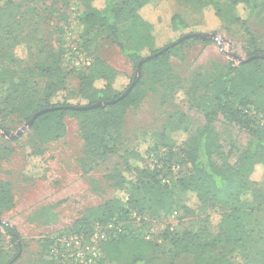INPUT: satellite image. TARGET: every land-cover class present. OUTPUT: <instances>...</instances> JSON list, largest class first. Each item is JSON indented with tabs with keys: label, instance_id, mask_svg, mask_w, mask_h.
<instances>
[{
	"label": "rangeland",
	"instance_id": "obj_1",
	"mask_svg": "<svg viewBox=\"0 0 264 264\" xmlns=\"http://www.w3.org/2000/svg\"><path fill=\"white\" fill-rule=\"evenodd\" d=\"M124 1L116 0V5L121 6ZM210 2L152 0L139 11L144 20L157 23L156 27L154 26V36L158 47L166 44L165 38L171 34L167 27L169 14L182 10L190 13L188 20L183 18V21L189 23L190 27L204 25L199 31L216 36V40L209 45L188 40L174 48L167 57L166 62L171 67L174 82L179 84L178 91L174 93L173 99H170L171 102H163L160 92L151 91L152 82L146 78L145 97L136 109L124 114V142L120 153L105 161L93 163L85 155L84 145L78 133V118L66 117L64 131H59L55 139L46 142L44 134L48 133H35L31 130L32 125L27 127L31 118L25 120L19 117L14 107L5 99V95L0 93V197L3 199L7 196L6 201L0 199V264L10 261L16 252L12 239L2 229L3 225L14 228L22 242V254L14 264H35L39 251L48 241L69 240L74 236L79 237L83 244L86 243L90 248L100 251L101 259L102 243L116 233L113 223L105 227L94 225L88 236L70 235L68 232L88 208L95 207L115 195L126 200V194L111 187V176L116 170L123 171L124 166L120 158L123 150L135 151L132 156H128V162L131 164L149 167L153 165L152 161H157L162 152L166 160L173 162L172 166L179 169L178 176L184 174L186 166L181 153V142L205 126L202 109L197 107L194 98L185 92L199 76L198 80L208 81H197L196 89L201 97L205 91L204 87L209 85V80L224 72L230 64L237 67L240 60L250 57L252 38L257 42L256 48L264 49V14L259 19L250 20L249 31L246 32L235 21L236 15L244 17L245 13L241 8L235 11L226 0H220L217 4L221 16L217 18L214 14L215 7ZM90 3V0H54L40 3L18 2L12 6L5 12L4 20L13 22L15 39L5 43V38H1L0 33V64H3V69L7 62H3L6 58V47L18 60L33 53V59L37 62L48 51L45 47L47 46L57 54L58 64L66 74L65 91L62 94L67 100L81 102L79 77L88 73L87 62H91L95 57L117 72L112 86L115 90H123L130 79L133 81L137 76L136 69L134 70L122 52L101 34L84 35L79 18ZM92 4H100V0H95ZM173 39L167 38V41ZM259 60L255 87L258 114L255 116H258V121L262 119L264 122V57ZM28 62L32 68L33 60L30 57ZM22 68V65L16 64L18 71ZM23 76L35 90L42 92L45 81L40 76L35 72H28ZM139 78L140 74L138 80ZM95 83L97 86L102 85L101 81ZM60 95L55 100H59ZM203 96L212 104V95ZM213 125L220 146L219 154L213 157L214 161L220 164L224 160L235 167L238 156L248 148L251 137L238 126L225 123L221 117H217ZM260 127L263 128L262 125ZM23 128L25 130L18 137L11 139ZM163 130H167L165 147L159 139ZM4 132H7V136ZM170 145L174 146L171 152ZM149 153L152 156L148 157ZM258 162L255 159L254 163ZM164 172L170 184L174 185L175 179L171 173L167 169H164ZM251 180L255 185L251 181L247 182V194L243 197V200L249 203L255 199L251 195L253 188L264 195V172L256 167ZM176 196H179L183 209H175L176 211L158 219L149 217L143 211L139 213L143 216V223H139L140 218H136L139 210L136 208L140 205L141 194L136 193L126 204V208L132 211L130 219L119 222V226H124L129 235L150 238L153 235L154 240L158 242L164 232L191 233L195 246L193 252L174 259L169 243L165 242L157 252L148 253L150 258L156 259L155 264H243L247 260H264L263 208L255 207L254 211L244 215L239 235L244 240L236 247L238 249H235L223 237L226 231L223 214L226 212L225 208L215 205L199 210L193 193L179 195L177 192ZM198 244H208L210 247L202 251L196 247ZM131 248L133 249L132 246ZM131 248L125 245L113 251L120 257V263L127 262ZM100 259L96 264H100ZM59 260L62 261L56 259L58 262ZM63 262L74 264L71 259ZM116 262L111 260L112 264Z\"/></svg>",
	"mask_w": 264,
	"mask_h": 264
},
{
	"label": "trees",
	"instance_id": "obj_2",
	"mask_svg": "<svg viewBox=\"0 0 264 264\" xmlns=\"http://www.w3.org/2000/svg\"><path fill=\"white\" fill-rule=\"evenodd\" d=\"M50 1L54 0H0V33L1 38H5L4 42L9 43L15 39L13 22L4 20L6 11L18 2ZM94 1L90 0L91 3L79 18L84 35L101 34L122 52L134 70L142 59L166 49L156 58L143 63L140 69V78L126 97L118 100L130 86L132 79L123 90H115L112 85L118 75L117 72L100 58L95 57L87 66L88 73L79 77V100L81 102L67 100L62 94L65 91L66 74L58 64L57 54L47 46L45 47L48 51L37 62L33 59V53L28 55L33 60L32 68L28 57L18 60L6 47V58L3 62L5 60L7 62H5L4 69L3 64L2 66L0 64L2 67L0 68V93L5 95V99L14 107L15 113L25 120L32 118L38 111L55 108L39 115L31 127L35 133L47 132L48 134H44L46 142L55 139L59 131H64L66 117L78 118V133L84 145L85 155L91 162L98 163L120 153L121 145L124 142V114L129 110L136 109L145 97L146 78L152 82L151 91L161 93L163 102L173 99L174 93L179 89V84L174 82L170 72L171 67L166 60L174 48L188 40L200 41L205 45L212 44L214 41L190 38L170 47L184 36L208 34L199 31L204 25L190 27L178 14L172 12L167 19V27L171 34L165 38L166 44L158 47L157 39L154 36V26L156 27L157 23L152 21L150 23L139 14V11L152 0H125L121 6L116 5V0H100V4L97 5L92 4ZM209 1L215 7V16L220 17V7L217 4L220 0ZM226 1L235 11L241 8L245 13L244 17L236 15L235 21L246 32L249 31V21L259 19L264 14V0ZM216 33L214 32V34ZM167 38L174 39L167 41ZM251 45L250 57L258 53L264 54V49L256 48L257 42L253 38ZM259 62V59H254L239 64L237 67L230 64L224 72L213 80H209V85L204 87L205 91L201 97L196 85L197 81L200 83L205 81L198 80L199 76L193 80L190 89L185 93L191 95L197 107L202 109L205 126L181 142V146H183L181 153L186 166L183 175L178 176L179 169L172 166L173 162L167 161L162 152L157 161L155 163L152 161L153 165L149 167L131 164L128 162V156H132L135 151L123 150V154L120 156L124 166H122L123 171L116 170L114 172L111 176L113 181L111 187L113 190H119L126 194V200L115 195L95 207L88 208L68 232L70 235L88 236L94 225L105 227L113 223L116 233L102 243L103 256L100 259V264H112L111 260H116L115 264H155L156 259L150 258L148 253L157 252L165 242L169 243L174 259L194 251L195 246L192 241L194 238L191 233L168 234L164 232L158 242L154 240L153 235L151 238L149 236V239L147 236L129 235L124 226H119V222L130 219L132 211L126 208V204L130 198H134L136 193L141 194L140 205L136 208L139 210L136 213V218H140L139 223H143V216L141 217L139 214L143 211L149 217L158 219L176 211L175 209H183L182 202L178 199L179 196H176L177 192L179 195L186 192L193 193L196 196L197 209L199 210L215 205L225 208L226 212L223 214L225 215L226 231L223 237L227 243L238 249L236 247H239V243L244 240L243 237H239L244 215L254 211L255 207L264 209V195L254 188L251 190V195L255 199L250 203L243 200L247 194V182H252L253 171L259 167L264 172V122L261 121L262 119L258 121V116H255L258 110L255 87ZM16 64L22 65V70L18 71ZM28 72H35L45 81L42 92L35 90L29 80L23 76ZM95 81H101L102 85L97 86ZM59 94H61L60 99L55 100ZM205 94L212 95V104L203 98L206 97L203 96ZM99 101H115V103L104 108L97 107L85 111L71 109V107L91 106ZM217 117H221L227 124L238 126L251 137L248 148L238 156L235 167L230 166L224 160L220 164L214 161L213 157L219 154L220 149L213 125ZM262 117H264V111ZM261 125L263 128L260 127ZM166 131L163 130L159 134V139L164 147L167 140ZM169 147L171 152L174 146L170 145ZM150 155L149 153L148 157ZM255 159L259 161L257 164L254 163ZM164 169H167L174 177V185H171L169 178H166ZM252 184L255 185L254 182ZM6 197L5 195L3 199L1 197L0 199L6 201ZM2 229L12 239L16 247L15 255L4 264H14L22 254V242L14 228L3 225ZM53 242V240L48 241L42 246L35 264H65L63 260L58 262L50 255ZM125 245L129 248L132 246L133 249L131 248L132 252H129L127 262L120 263V257H117L113 251ZM196 247L205 251L210 246L198 244ZM194 264L204 263L195 262ZM243 264H264V260L259 262L247 260Z\"/></svg>",
	"mask_w": 264,
	"mask_h": 264
},
{
	"label": "built area",
	"instance_id": "obj_3",
	"mask_svg": "<svg viewBox=\"0 0 264 264\" xmlns=\"http://www.w3.org/2000/svg\"><path fill=\"white\" fill-rule=\"evenodd\" d=\"M90 62H87L89 66ZM149 239V236H147ZM50 255L62 260H72L74 264H96L99 261L101 252L95 248H90L86 243H82L77 236L69 240H56L50 248Z\"/></svg>",
	"mask_w": 264,
	"mask_h": 264
},
{
	"label": "water",
	"instance_id": "obj_4",
	"mask_svg": "<svg viewBox=\"0 0 264 264\" xmlns=\"http://www.w3.org/2000/svg\"><path fill=\"white\" fill-rule=\"evenodd\" d=\"M190 38H200V39H203V40H216V36L214 35H209V34H206V35H199V34H192V35H187V36H184L182 37L181 39H179L175 44H172L170 47H173L174 45L180 43L181 41H184L186 39H190ZM166 51V49H163L161 50L159 53H155V54H152L151 56H148L144 59H142L138 64H137V68H136V72H137V76L133 79V81L131 82L130 86L125 90V92L118 98V100H121L122 98L126 97L130 92L131 90L133 89V87L135 86L137 80H138V76L140 74V69H141V66L143 65V63H146L148 61H150L151 59H154L156 58L159 54L161 53H164ZM261 57H264V55H254V56H251L245 60H240L239 63L240 64H243L245 62H249V61H252L254 59H259ZM115 101H108V102H97L91 106H87V107H71V109H77L78 111H85V110H89V109H94V108H97V107H100V108H103L107 105H110V104H114ZM55 108H51V109H43L41 111H38L37 113H35L32 118L28 121V124H27V127H30L32 125V123L35 121V119L43 114V113H46L48 111H52L54 110ZM25 130V128L19 130L17 132V134L15 136H12L11 139H15L16 137H18L23 131ZM5 136H7V132H4L3 133Z\"/></svg>",
	"mask_w": 264,
	"mask_h": 264
},
{
	"label": "crops",
	"instance_id": "obj_5",
	"mask_svg": "<svg viewBox=\"0 0 264 264\" xmlns=\"http://www.w3.org/2000/svg\"><path fill=\"white\" fill-rule=\"evenodd\" d=\"M175 13L176 14H178L182 19L184 18H186L187 20H188V18L190 17V13L187 11V10H182V11H180V12H176L175 11ZM189 24V23H188Z\"/></svg>",
	"mask_w": 264,
	"mask_h": 264
}]
</instances>
